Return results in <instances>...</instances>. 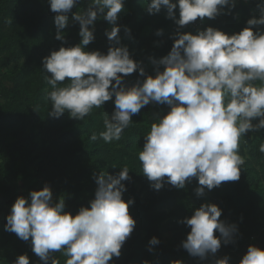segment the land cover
<instances>
[{"label": "clouds", "instance_id": "9594fccd", "mask_svg": "<svg viewBox=\"0 0 264 264\" xmlns=\"http://www.w3.org/2000/svg\"><path fill=\"white\" fill-rule=\"evenodd\" d=\"M81 3L86 7L73 12ZM48 4L55 13V39L65 41L63 30L70 23L79 24L81 38L79 44L61 46L42 59L45 81L52 89L47 94L49 116L59 118L67 112L70 118L82 121L94 108L113 101L114 111L110 116L105 112V130L99 133L110 144L121 140L141 109L149 104L166 105V114L153 113L157 122L144 136L138 155L150 186L160 190L168 183L184 189L196 179L195 194L202 197L206 190L240 179L246 163L240 154L241 143H246L242 138L264 130V0H257L259 17L248 19L242 30L232 34L212 26L195 33L182 29L198 19L202 24L205 18L215 20L230 14L237 0H147L149 15L166 10V18L177 26L170 37V52L159 60L150 58L155 75L146 73L127 46H120L117 21L125 10V0H48ZM99 19L112 25L105 30L106 54L86 50L95 40ZM124 31L131 33L127 26ZM155 35L162 36L163 29ZM135 72L145 78L126 83L125 78ZM97 138L93 132L90 139ZM259 151L264 153V143ZM129 172L124 166L117 175L94 174L95 198L90 207H81L75 215L65 211L63 197L58 202L53 199L47 184L31 191L29 197L19 196L6 217L5 231L30 242L41 264H60L56 253L67 258L65 264H110L121 256L136 226L129 213L134 200L123 199L127 191L123 181L131 179ZM221 216L219 206L204 203L191 217L179 221L190 227L182 241L190 256L205 260L215 256L222 243L236 242L238 226L226 224ZM159 243L153 236L149 251ZM229 259L225 256L214 264H229ZM12 264H30V258L19 255ZM239 264H264V249L249 245Z\"/></svg>", "mask_w": 264, "mask_h": 264}, {"label": "trees", "instance_id": "16d2710c", "mask_svg": "<svg viewBox=\"0 0 264 264\" xmlns=\"http://www.w3.org/2000/svg\"><path fill=\"white\" fill-rule=\"evenodd\" d=\"M256 5L257 0H237L230 14L215 20L205 18L202 24L198 19L182 31L195 33L198 28L212 26L229 34L239 32L248 19L259 17ZM146 6L147 0H125V10L117 24L121 28L120 46H127L132 58L143 63L146 73L155 75L151 59L159 60L170 52V37L177 26L166 18V10L149 15ZM85 7L86 3H81L72 11ZM54 16L48 0H0V264H12L23 254L28 255L30 264H41L30 242L4 228L19 196L29 197L31 191L47 184L53 199L58 202L63 197L65 211L75 215L81 207H90L89 202L95 198L94 174L117 175L124 166L129 168L131 179L123 181L127 189L123 199L134 200L129 213L136 226L123 245L121 256L114 257L110 264H171L175 260L183 264H214L225 256L230 258L229 264H239L249 245L264 249V153L259 151L264 130L242 138L246 143H241L240 154L246 163L238 181L223 182L206 190L202 197L195 194L196 179L184 189L168 183L160 190L153 189L142 173L138 155L144 136L157 122L153 113L166 114V105L149 104L141 109L132 117L133 124L124 130L121 140L110 144L99 138V133L105 130V112L110 116L114 111L113 101L94 108L82 121L70 118L67 112L59 118L48 115L51 102L47 94L52 89L45 81L42 59L61 46H75L81 40L78 23H70L63 30L65 41L56 40ZM125 26L131 30L130 35L125 33ZM111 27L103 19L97 20L95 40L86 50L106 54L109 42L105 30ZM158 29H163L162 36L155 35ZM144 78L135 72L125 82ZM93 132L98 137L95 141L90 139ZM204 203L219 206L220 219L226 224L235 223L239 233L234 244L222 243L215 256L200 260L183 249L182 241L190 227L179 221L191 217ZM153 236L160 243L149 251ZM55 258L60 264L67 259L62 253H56Z\"/></svg>", "mask_w": 264, "mask_h": 264}]
</instances>
